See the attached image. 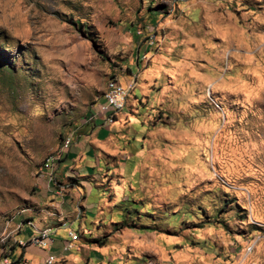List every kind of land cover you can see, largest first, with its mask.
<instances>
[{"label": "rangeland", "instance_id": "1", "mask_svg": "<svg viewBox=\"0 0 264 264\" xmlns=\"http://www.w3.org/2000/svg\"><path fill=\"white\" fill-rule=\"evenodd\" d=\"M28 222L75 264H264V0H0V249Z\"/></svg>", "mask_w": 264, "mask_h": 264}, {"label": "built area", "instance_id": "2", "mask_svg": "<svg viewBox=\"0 0 264 264\" xmlns=\"http://www.w3.org/2000/svg\"><path fill=\"white\" fill-rule=\"evenodd\" d=\"M128 88H130V83L126 86L121 84L117 79L110 78L107 82V101L102 105H96L91 115L87 119H85V122H92L96 123L97 126H104L107 109H111L122 104V94L125 89ZM71 144V135H69V140L63 141L58 153L54 155V162L51 168H54L57 160L61 159V157H63L68 152V149L70 148ZM28 225L34 228V224H32V222H28ZM70 225L66 228L67 238L62 240V250L68 252L71 250H75V243L78 242L75 235H73L72 233V228L70 227ZM52 234L53 233H50L49 231L43 230L42 234L33 233V235H31L27 241L18 240L17 242L21 247H24L27 244H31L38 246L42 249H46L49 247V244H51L53 241V239L51 238ZM2 253L3 254L1 255V263L3 264H33L31 260L24 257H11L10 253H8V249L3 250ZM50 255L52 254H48L44 258V262L48 257H50Z\"/></svg>", "mask_w": 264, "mask_h": 264}, {"label": "crops", "instance_id": "3", "mask_svg": "<svg viewBox=\"0 0 264 264\" xmlns=\"http://www.w3.org/2000/svg\"><path fill=\"white\" fill-rule=\"evenodd\" d=\"M110 124H106L105 123V125L104 126H109ZM98 126H97V124L96 123H90L89 125H87V127L85 128V131H84V133L82 134V135H80V136H89V137H91V143H95L96 141H103V140H99V139H97L96 137H94L93 136V133L98 129L97 128ZM77 140V139H76ZM75 146H76V148H71V150L69 151V152H67L63 157L64 158H69L70 160H74L75 159V157H77V153H76V151L77 150H80L79 148H77V144L75 143ZM92 148L90 147V148H87V149H85V150H83L82 149V151H83V157H84V153L86 152V151H90ZM72 150L73 151H75V156L73 155L72 157H71V152H72ZM78 153H80V151L78 152ZM82 157V158H83ZM81 158V159H82ZM97 162H99V160H97ZM66 225V221H64V222H62V225L61 226H65ZM60 226V227H61ZM60 227H54V226H44V227H41V228H36L35 227V232H36V234H42L41 232L43 231V230H45V229H47V228H51V233H53L52 235H51V238L53 237V235L55 234V232H56V230L58 229V228H60ZM41 229H43V230H41ZM41 230V231H40ZM76 232V231H75ZM34 233V232H33ZM33 233L31 234V235H33ZM76 234H77V232H76ZM30 235V236H31ZM14 239H16L15 241H18V240H24V239H22V238H19V236H17V238H14ZM53 239V238H52ZM79 240V239H78ZM15 243H17L16 244V247H14V248H9V247H4V248H2V249H0V251H3V250H6V249H10V252L12 251L13 252V254H16V256H14V257H16V258H21V257H24V258H27V259H29V260H31V258L26 254V249H27V247L30 245V244H27V245H25L24 247H21V246H19V244H18V242H15ZM53 243H54V240L52 241V243L51 244H49V247L48 248H46V249H42V248H40V247H38V246H36V247H38V248H40V249H42V250H45L46 251V255H45V257L48 255V254H52L51 252H52V250H53ZM62 244H63V242H62ZM62 244H61V252H60V254L59 255H57V256H55L54 254H52V255H50L51 257H55V260L54 261H51L50 260V258L51 257H48L47 259H46V261L44 262V264H50L51 262V264H54L57 260H59V262L57 263V264H75L74 263V260L76 259V257L75 256H73V254H71L70 252H68V251H63L62 250ZM18 247H20V248H18ZM12 249V250H11ZM80 249V246H79V242H77V250H79ZM44 257V258H45ZM0 260H1V257H0ZM43 261H44V259H43ZM31 262L34 264V261L33 260H31Z\"/></svg>", "mask_w": 264, "mask_h": 264}, {"label": "bare ground", "instance_id": "4", "mask_svg": "<svg viewBox=\"0 0 264 264\" xmlns=\"http://www.w3.org/2000/svg\"><path fill=\"white\" fill-rule=\"evenodd\" d=\"M129 93H130V88L125 89V91L122 94V104L118 105L117 107H114V108H111V109H107V114L105 116V123L106 124H112L113 122L116 121L117 115L124 109V107L126 105ZM106 101H107V89H106V91L104 93L103 100L101 101V103L99 105L104 104ZM68 140H69V138L67 139V141ZM34 228H35V226H34ZM44 231H49L50 232L51 228H47ZM34 233L36 234L35 230H34ZM41 233H43V231ZM72 233H73V235H75L76 239L78 240L76 232L73 230ZM75 250H77V242L75 243ZM8 253H9V249H8ZM50 260L54 261L55 257H51ZM0 264H3V263H1V260H0Z\"/></svg>", "mask_w": 264, "mask_h": 264}, {"label": "trees", "instance_id": "5", "mask_svg": "<svg viewBox=\"0 0 264 264\" xmlns=\"http://www.w3.org/2000/svg\"><path fill=\"white\" fill-rule=\"evenodd\" d=\"M134 207L136 208V207H137V205H135ZM77 238L79 239V236H78V234H77ZM99 244H100V245H102V244H101V242H99Z\"/></svg>", "mask_w": 264, "mask_h": 264}]
</instances>
